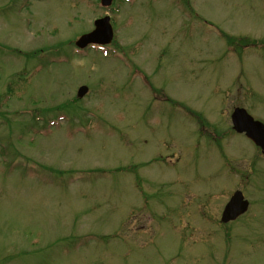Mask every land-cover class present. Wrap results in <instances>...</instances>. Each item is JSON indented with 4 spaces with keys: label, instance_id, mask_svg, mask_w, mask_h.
Wrapping results in <instances>:
<instances>
[{
    "label": "rangeland",
    "instance_id": "1",
    "mask_svg": "<svg viewBox=\"0 0 264 264\" xmlns=\"http://www.w3.org/2000/svg\"><path fill=\"white\" fill-rule=\"evenodd\" d=\"M114 1L0 0V264H264V0Z\"/></svg>",
    "mask_w": 264,
    "mask_h": 264
},
{
    "label": "water",
    "instance_id": "2",
    "mask_svg": "<svg viewBox=\"0 0 264 264\" xmlns=\"http://www.w3.org/2000/svg\"><path fill=\"white\" fill-rule=\"evenodd\" d=\"M103 6H109L111 0H100ZM113 32L109 23V17H103L94 22V29L83 34L75 43L79 48L88 44L106 45L112 40ZM88 91L86 86H81L77 91V97L82 98ZM232 128L237 133H244L256 146L264 151V125L249 116L245 110L236 108L231 114ZM248 208V201L244 199L240 191H235L225 204L221 222L227 223L244 214Z\"/></svg>",
    "mask_w": 264,
    "mask_h": 264
},
{
    "label": "trees",
    "instance_id": "3",
    "mask_svg": "<svg viewBox=\"0 0 264 264\" xmlns=\"http://www.w3.org/2000/svg\"><path fill=\"white\" fill-rule=\"evenodd\" d=\"M227 40H229V38H227ZM254 44H257L256 42H254ZM11 92V88L8 89V94Z\"/></svg>",
    "mask_w": 264,
    "mask_h": 264
}]
</instances>
